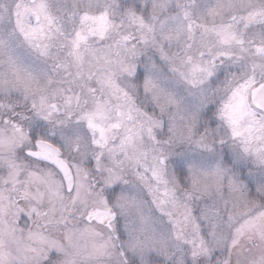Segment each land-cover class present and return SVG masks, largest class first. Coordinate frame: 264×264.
I'll list each match as a JSON object with an SVG mask.
<instances>
[{"label":"clouds","instance_id":"1","mask_svg":"<svg viewBox=\"0 0 264 264\" xmlns=\"http://www.w3.org/2000/svg\"><path fill=\"white\" fill-rule=\"evenodd\" d=\"M0 206L5 264H264V0H0Z\"/></svg>","mask_w":264,"mask_h":264},{"label":"snow or ice","instance_id":"2","mask_svg":"<svg viewBox=\"0 0 264 264\" xmlns=\"http://www.w3.org/2000/svg\"><path fill=\"white\" fill-rule=\"evenodd\" d=\"M4 212V209L2 206H0V213ZM261 217H264V213H261L260 214ZM258 220H259V217L257 219H254V220H251L249 222H247V226L249 228H256L258 227ZM0 264H5V260H4V257H3V254L0 253Z\"/></svg>","mask_w":264,"mask_h":264}]
</instances>
